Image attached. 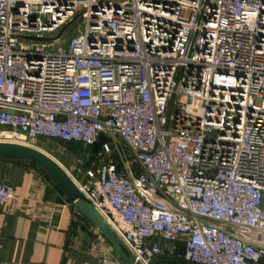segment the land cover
Masks as SVG:
<instances>
[{"label": "built area", "instance_id": "obj_1", "mask_svg": "<svg viewBox=\"0 0 264 264\" xmlns=\"http://www.w3.org/2000/svg\"><path fill=\"white\" fill-rule=\"evenodd\" d=\"M41 139L105 140L71 178L134 264H264V0H0V142Z\"/></svg>", "mask_w": 264, "mask_h": 264}, {"label": "crops", "instance_id": "obj_2", "mask_svg": "<svg viewBox=\"0 0 264 264\" xmlns=\"http://www.w3.org/2000/svg\"><path fill=\"white\" fill-rule=\"evenodd\" d=\"M95 163L82 174L65 169L83 182ZM0 183L20 197L0 205V264H97L114 256L110 241L35 164L0 159Z\"/></svg>", "mask_w": 264, "mask_h": 264}, {"label": "water", "instance_id": "obj_3", "mask_svg": "<svg viewBox=\"0 0 264 264\" xmlns=\"http://www.w3.org/2000/svg\"><path fill=\"white\" fill-rule=\"evenodd\" d=\"M66 25L59 35L67 27ZM34 40H48L47 38L30 37ZM0 159L23 160L35 164L36 169L48 174L64 192L67 198L74 204L75 210H79L91 221L112 244L113 255L124 264H134L132 256L128 253L126 246L117 237L101 215L83 199L81 192L69 174L51 157L42 152L23 144L0 142ZM98 160L93 170H96ZM87 181V178L84 182Z\"/></svg>", "mask_w": 264, "mask_h": 264}, {"label": "rangeland", "instance_id": "obj_4", "mask_svg": "<svg viewBox=\"0 0 264 264\" xmlns=\"http://www.w3.org/2000/svg\"><path fill=\"white\" fill-rule=\"evenodd\" d=\"M35 147L57 161L64 169L65 167L68 169L72 168L73 171H76L74 170V167H76V169L79 167L80 174L84 172L86 167L95 163L100 154L103 152V147L100 144L86 147L77 142H62L51 139H41L35 143ZM117 148L120 152H122V154H125L126 157H129L127 149L119 143L118 146H115V148L113 147L110 152L106 153V156L114 159L116 163L120 164L116 150ZM162 244L164 247L169 246V242H162ZM176 258L177 257L169 255L166 251H164V253L154 262V264H186L182 263Z\"/></svg>", "mask_w": 264, "mask_h": 264}, {"label": "bare ground", "instance_id": "obj_5", "mask_svg": "<svg viewBox=\"0 0 264 264\" xmlns=\"http://www.w3.org/2000/svg\"><path fill=\"white\" fill-rule=\"evenodd\" d=\"M25 145H27V146H29V147H32V148H34V149H36V150H38V151H40V152H42L43 154H45L43 151H41V150H39L37 147H35V145H30V144H25ZM45 155H47V154H45ZM48 156V155H47ZM58 163V162H57ZM59 164V163H58ZM60 165V164H59ZM61 166V165H60ZM62 167V166H61ZM63 168V167H62ZM64 169V168H63ZM65 170V169H64ZM66 171V170H65Z\"/></svg>", "mask_w": 264, "mask_h": 264}, {"label": "trees", "instance_id": "obj_6", "mask_svg": "<svg viewBox=\"0 0 264 264\" xmlns=\"http://www.w3.org/2000/svg\"><path fill=\"white\" fill-rule=\"evenodd\" d=\"M104 141H105V140L102 139V141H100L99 143H97V144H95V145H98V144L102 145ZM95 145H93V146H95ZM175 257H176V256H175ZM176 259H178V260L181 261L182 263H186L185 261H183L182 259H180V258H178V257H177ZM186 264H187V263H186Z\"/></svg>", "mask_w": 264, "mask_h": 264}]
</instances>
